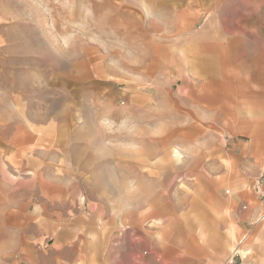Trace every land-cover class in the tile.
I'll list each match as a JSON object with an SVG mask.
<instances>
[{
  "label": "rangeland",
  "instance_id": "374dc122",
  "mask_svg": "<svg viewBox=\"0 0 264 264\" xmlns=\"http://www.w3.org/2000/svg\"><path fill=\"white\" fill-rule=\"evenodd\" d=\"M230 11L0 0V264H68L83 242L120 264L264 263L232 233L244 190L264 202V125L245 119L264 110V22Z\"/></svg>",
  "mask_w": 264,
  "mask_h": 264
},
{
  "label": "crops",
  "instance_id": "0c3cea01",
  "mask_svg": "<svg viewBox=\"0 0 264 264\" xmlns=\"http://www.w3.org/2000/svg\"><path fill=\"white\" fill-rule=\"evenodd\" d=\"M229 2L231 11L230 16H232V19L234 17V22L237 24H245L248 22L252 23H261L264 22L263 19H257V17L252 16H259L264 15V1H258V0H225V3L227 4ZM250 9V11H248ZM231 114V113H230ZM225 119L230 120L231 115L228 116ZM246 121H249L247 124V128L251 126H260V124L264 125V110L260 112V114H257L255 117L247 116ZM231 121V120H230ZM262 121V123H260ZM243 140L246 142H251L258 138L260 135L257 133L256 130L253 129H246L243 130ZM175 156L180 157V151L178 149H174L173 151ZM231 167L233 166V163H228ZM244 201L245 205L243 206V209H247L248 211H245L240 215L239 218V224H235L232 228V233L234 237L241 236L239 243L237 247L234 250H237V252L243 254V258L246 259V255L251 254L249 250H245L246 247H255L260 248L264 245V202L258 199L256 196L252 194V190L250 188L243 191ZM221 205V201L217 202V206ZM81 235L77 233H72V235ZM238 234V235H237ZM73 238V236L71 237ZM81 238V236H79ZM72 244V243H71ZM73 250L74 252L71 254V258L69 260H63L64 263L68 264H85L88 262H94L99 261L100 264H120V256L119 254L116 255L115 258H112L111 261H108L107 258H105V255L103 252H101V255L95 256L91 252V250L88 249V243H73ZM88 249V250H87ZM62 259V258H61ZM61 259H57L61 261ZM250 261V262H249ZM248 263L243 264H264L261 261H258V259H251ZM143 264H149L146 262H142ZM123 264V262L121 263ZM237 264V263H236Z\"/></svg>",
  "mask_w": 264,
  "mask_h": 264
},
{
  "label": "built area",
  "instance_id": "2783aa9c",
  "mask_svg": "<svg viewBox=\"0 0 264 264\" xmlns=\"http://www.w3.org/2000/svg\"><path fill=\"white\" fill-rule=\"evenodd\" d=\"M224 264H236L235 262H233V260L232 259H227L225 262H224Z\"/></svg>",
  "mask_w": 264,
  "mask_h": 264
}]
</instances>
